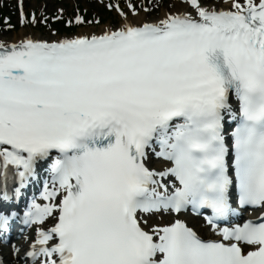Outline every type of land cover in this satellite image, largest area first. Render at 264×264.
Listing matches in <instances>:
<instances>
[{"label": "snow or ice", "instance_id": "obj_1", "mask_svg": "<svg viewBox=\"0 0 264 264\" xmlns=\"http://www.w3.org/2000/svg\"><path fill=\"white\" fill-rule=\"evenodd\" d=\"M180 3L0 42V239L30 230L14 264H264V0Z\"/></svg>", "mask_w": 264, "mask_h": 264}, {"label": "rangeland", "instance_id": "obj_2", "mask_svg": "<svg viewBox=\"0 0 264 264\" xmlns=\"http://www.w3.org/2000/svg\"><path fill=\"white\" fill-rule=\"evenodd\" d=\"M61 2L62 3L55 2L54 0H36V1L30 2L29 7H40L41 9L44 8L45 11H49V12L55 11L59 7V5H61V4H63V5L69 4V6L68 5H66V6L68 7V9H70L71 5L73 3L75 4L76 2L81 3L82 6H84V7H92V9H94V10H96L97 8L100 7L99 5H95V6L92 5L91 6L90 0H62ZM173 3H175L174 0H165L163 6H161V8H164L165 5L168 6V5L173 4ZM157 17H159V16H157ZM111 18L115 19L114 15H111ZM116 21H119V17L117 15H116ZM101 27H102V25H93V26L89 27L88 29H93L96 31V30L100 29ZM27 29H28V31H30L29 28H27ZM35 29H37V28H35ZM83 30H85V28ZM16 31H15L16 32L15 35H18L19 31L18 30H16ZM45 32H49V31L45 29ZM11 36H13V34Z\"/></svg>", "mask_w": 264, "mask_h": 264}, {"label": "bare ground", "instance_id": "obj_3", "mask_svg": "<svg viewBox=\"0 0 264 264\" xmlns=\"http://www.w3.org/2000/svg\"><path fill=\"white\" fill-rule=\"evenodd\" d=\"M213 2L221 3L223 6L227 7V3H224L223 0H213ZM181 7H182L181 3L178 2L177 6L175 8H173V11L180 9ZM165 11H167V9H164L162 11L160 17H162L164 15ZM134 18L138 19V20H148L147 15L145 13H140L139 16L134 17ZM25 32H26L25 29L21 30L18 35H16L13 39H9L8 42H12V43L18 42L20 40V38L22 39L27 35ZM87 32H93V31L88 30ZM36 37H39V36H36ZM252 212L255 213L256 215H259V212L257 210H253Z\"/></svg>", "mask_w": 264, "mask_h": 264}]
</instances>
